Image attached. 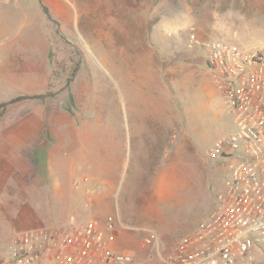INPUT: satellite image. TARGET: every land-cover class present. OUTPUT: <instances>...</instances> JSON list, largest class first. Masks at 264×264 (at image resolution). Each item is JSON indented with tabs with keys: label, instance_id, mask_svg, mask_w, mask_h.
Listing matches in <instances>:
<instances>
[{
	"label": "rangeland",
	"instance_id": "obj_1",
	"mask_svg": "<svg viewBox=\"0 0 264 264\" xmlns=\"http://www.w3.org/2000/svg\"><path fill=\"white\" fill-rule=\"evenodd\" d=\"M5 11L0 104L18 96L42 97L0 110V138L24 135L38 168L46 153L45 148L32 151L34 136L37 141H51L48 147L59 148L61 156L63 152L70 155L83 137L90 151L101 147L112 154L115 147L126 163L106 204L92 197L90 203L68 209L27 205L43 203L38 199L48 197V192L31 190L30 166L25 210L45 221L42 228L96 221L108 237L105 223L114 216V202L121 213L134 212L128 198L134 194L132 189L138 198L142 189L160 185L155 176L145 184L137 176L134 164L140 144L131 138L129 128L130 122L153 115L141 95L128 92L130 77L144 73L148 65L150 81L155 83L146 84L145 89L167 88L178 111L184 112L186 124L195 129L191 135L194 150L186 151L178 186L156 205L160 223L145 225L158 235L161 253L175 248L216 208L229 161L209 152L218 136L235 130L211 79L206 54L190 40V34L198 40H224L264 53V0H9ZM34 120L40 128L34 129ZM10 187L1 194L9 206L0 207V231L5 230L6 218L17 211L12 207L15 186ZM59 212L68 215L64 223L55 220ZM7 242L0 233V258ZM111 248L134 256L133 249ZM263 249L256 250V264H264Z\"/></svg>",
	"mask_w": 264,
	"mask_h": 264
},
{
	"label": "built area",
	"instance_id": "obj_2",
	"mask_svg": "<svg viewBox=\"0 0 264 264\" xmlns=\"http://www.w3.org/2000/svg\"><path fill=\"white\" fill-rule=\"evenodd\" d=\"M211 79L235 130L220 135L209 155L229 161L217 206L172 250L161 253L154 232L140 241L156 264H256L264 243V53L224 40H198ZM211 153V154H210ZM112 218L105 229L112 228ZM264 250V249H263ZM134 257L107 244L96 221L68 228L16 233L0 264H132Z\"/></svg>",
	"mask_w": 264,
	"mask_h": 264
},
{
	"label": "crops",
	"instance_id": "obj_3",
	"mask_svg": "<svg viewBox=\"0 0 264 264\" xmlns=\"http://www.w3.org/2000/svg\"><path fill=\"white\" fill-rule=\"evenodd\" d=\"M8 1L0 0L1 41L4 32H6L4 25L6 11L4 12V9L8 5ZM144 69V73L129 79L131 91L128 90V92L131 95H141L145 102L144 105L149 107L150 104L151 113H153L151 117L142 116L144 120L137 119L130 122L131 138L140 144L139 148L137 145L139 152L134 166L137 170V176L141 177L143 184L151 176H155L160 185L152 189H142L138 198L136 191L128 187L127 189H132V193H134L128 198L131 205L134 204L135 211H128L126 214L122 211L121 213V209H118L116 202H114V216H110L112 228L106 237L111 250V247H114L113 249L134 250L132 264L148 262L156 264L155 260L148 259V251L140 248L139 241L152 231L150 227L145 226L147 223L149 226L160 223L161 211L156 205L163 199L167 191L178 186L176 179L178 178V171L185 166L186 151L194 150L191 135L195 129L186 124L184 112L178 111L177 105L170 99L167 88H155L149 92L145 89L146 84H154L155 82L150 81L152 74L149 73V70L152 72V69L148 65ZM143 85L144 87H142ZM23 123L21 121V124ZM33 127L34 129L40 128V122L34 120ZM36 139V136L32 139V151L45 148L46 154L42 168H38L35 163L37 161L36 156L31 155L29 150L27 151L29 148L26 145L30 142L24 135L0 138V207L9 206L7 199L2 198V192L11 188L10 186H15L12 187V190L14 192L16 190V195L13 197L15 203L12 204V207L17 208V211L12 218L10 216L6 218L5 230L0 231L2 237L7 238V243L18 232L42 227L45 224V221L40 217L37 218L35 213L25 210L27 203L24 200V195L25 191L30 190L26 188L25 182L30 166H32V179H30L32 180L31 190L33 193L48 192L46 199L37 198L39 202L41 200L43 203L27 204L30 207L77 208L84 201L86 204L90 203L92 197H95L100 203L106 204V201L117 188L118 178L123 176V166L126 163H124V157L115 152V147L112 154L101 147L93 148L90 151L88 143L86 142V144L84 141L85 138L80 137L76 145L73 146L74 150L71 154L68 155L63 152L61 156L58 151L59 148H56L55 151L54 148L48 147L51 141L46 142L44 138L39 141ZM67 216L59 212L55 220L64 223ZM130 224L133 226H129ZM114 229L116 230L113 234ZM5 254L1 256L0 261Z\"/></svg>",
	"mask_w": 264,
	"mask_h": 264
},
{
	"label": "trees",
	"instance_id": "obj_4",
	"mask_svg": "<svg viewBox=\"0 0 264 264\" xmlns=\"http://www.w3.org/2000/svg\"><path fill=\"white\" fill-rule=\"evenodd\" d=\"M42 10H43L44 14H48L46 8L43 7ZM74 70H75V69H74ZM74 70H73V71H74ZM41 97H42V96H40V95H25V96H18V97H16V98H13V99L7 101V102L1 103V104H0V110L3 111V110L5 109V107H7V106H9V105H11V104H14V103H16V102H18V101H21V100H33V99H39V98H41Z\"/></svg>",
	"mask_w": 264,
	"mask_h": 264
}]
</instances>
